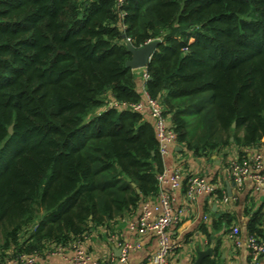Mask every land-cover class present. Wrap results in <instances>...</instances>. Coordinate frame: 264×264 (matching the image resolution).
<instances>
[{
    "label": "trees",
    "instance_id": "obj_1",
    "mask_svg": "<svg viewBox=\"0 0 264 264\" xmlns=\"http://www.w3.org/2000/svg\"><path fill=\"white\" fill-rule=\"evenodd\" d=\"M126 41H157L146 80ZM145 95L195 156L264 146V0H0V258L71 245L157 196ZM263 222L248 237L264 241Z\"/></svg>",
    "mask_w": 264,
    "mask_h": 264
},
{
    "label": "crops",
    "instance_id": "obj_2",
    "mask_svg": "<svg viewBox=\"0 0 264 264\" xmlns=\"http://www.w3.org/2000/svg\"><path fill=\"white\" fill-rule=\"evenodd\" d=\"M136 70L132 71L137 75H142L145 71L143 68ZM139 83L143 87V81L140 80ZM145 114L150 118L148 111ZM238 151V145L231 144L207 157L195 156L176 143L170 147L168 154L162 156L164 170H178L182 174L181 185L170 191L175 214V222L169 229L173 243L169 254L170 264H194L199 252L208 250L210 253L203 257L202 263L205 258H211L215 264H264V255L257 263L250 260L246 245L247 226L254 213L260 212L264 219V190H257L255 183L250 180L242 186H236L226 173L229 163L238 159ZM191 176H200L216 185L217 190L225 192L228 201L224 202L216 193L201 194L194 200H188L186 179ZM227 181L231 196L226 191ZM143 201L145 200L132 213L104 226L93 227L81 241L57 247L53 243L48 244L46 249L36 254L39 263L71 264L70 257L75 248L80 247L91 260L100 264H150V257L157 248V240L151 232L143 233L137 227ZM223 214L228 215L230 222L215 226L213 221H218ZM234 226L239 228L240 244H236L231 237ZM259 228L264 230V222ZM244 230L246 236L243 234ZM125 244L131 248L126 261H121V247ZM9 260L0 258V264H7Z\"/></svg>",
    "mask_w": 264,
    "mask_h": 264
},
{
    "label": "built area",
    "instance_id": "obj_3",
    "mask_svg": "<svg viewBox=\"0 0 264 264\" xmlns=\"http://www.w3.org/2000/svg\"><path fill=\"white\" fill-rule=\"evenodd\" d=\"M119 4L124 0H117ZM143 79L147 75L143 73ZM137 111H148L156 132L158 149L162 156L169 153L170 147L176 144V135L169 128L168 120L163 114V109L159 102L145 95L144 101L133 106ZM247 157L229 163L226 173L229 180L236 186H242L246 181H253L256 189L264 190V146H256L252 151L245 149ZM159 192L155 199L145 200L141 203L138 219L139 231L151 232L157 240V248L150 257V264H170L169 254L173 247L169 229L175 222V214L172 207V197L170 191L178 188L182 182V174L178 170H163L158 175ZM217 190V186L208 182L200 176H191L186 179V196L188 200H194L201 194L212 195ZM224 202L228 197L222 196ZM133 227V226H132ZM231 237L236 244H240V231L237 226L231 230ZM246 245L250 260L257 263L264 255V241L251 235L247 237ZM130 245L121 247L120 260L126 261ZM71 264H100L98 261L90 259L88 254L80 247L75 248L74 254L70 257ZM7 264H40L36 254L22 253L10 259Z\"/></svg>",
    "mask_w": 264,
    "mask_h": 264
},
{
    "label": "water",
    "instance_id": "obj_4",
    "mask_svg": "<svg viewBox=\"0 0 264 264\" xmlns=\"http://www.w3.org/2000/svg\"><path fill=\"white\" fill-rule=\"evenodd\" d=\"M157 45V41H149L145 45L134 48L129 41H126V46L128 50L131 52V58L127 60L126 66L129 67L131 70H136V69H145L150 62L152 55L155 51ZM9 134H12V127L10 126L8 129ZM232 140V138H231ZM138 191V190H137ZM226 191L228 196H231V189L229 182H226ZM244 236H246V230L243 231ZM210 251H204V252H199L198 258L194 262V264H201L203 257L208 255Z\"/></svg>",
    "mask_w": 264,
    "mask_h": 264
},
{
    "label": "rangeland",
    "instance_id": "obj_5",
    "mask_svg": "<svg viewBox=\"0 0 264 264\" xmlns=\"http://www.w3.org/2000/svg\"><path fill=\"white\" fill-rule=\"evenodd\" d=\"M136 71H138V70H136Z\"/></svg>",
    "mask_w": 264,
    "mask_h": 264
}]
</instances>
